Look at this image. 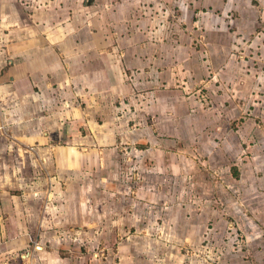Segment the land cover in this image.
I'll return each mask as SVG.
<instances>
[{"label": "crops", "instance_id": "crops-1", "mask_svg": "<svg viewBox=\"0 0 264 264\" xmlns=\"http://www.w3.org/2000/svg\"><path fill=\"white\" fill-rule=\"evenodd\" d=\"M263 99L264 0H0V264H88L71 250L77 220L93 225L88 196L70 206L78 175L106 173L104 188L119 189L127 166L118 158L129 152L134 166L175 150L183 165L194 109L216 124L226 119L217 108ZM225 132L218 157L232 183L229 135L240 138ZM46 174L61 210L45 201ZM256 207L229 198L224 214L212 210L245 239L216 264H264V198ZM115 231L125 234L93 232Z\"/></svg>", "mask_w": 264, "mask_h": 264}, {"label": "rangeland", "instance_id": "rangeland-1", "mask_svg": "<svg viewBox=\"0 0 264 264\" xmlns=\"http://www.w3.org/2000/svg\"><path fill=\"white\" fill-rule=\"evenodd\" d=\"M256 60L249 63V60H245L247 64L237 60L233 66L242 69L245 65L247 68L257 67L259 60ZM210 100L213 105L219 101ZM257 103L259 104L255 107L240 104L237 109L228 105L217 108L222 116L225 114L226 119L221 117L216 124L211 119L204 123L201 110L194 109L195 125L188 129L185 139L191 136L194 138L195 135L196 140L188 138L182 141L187 155L183 165L179 163L181 158L173 150V156L164 157L156 153V157H151V161L147 160L145 163L143 157L141 161L134 163V167L131 159L129 162V152L127 156L118 158L123 166H127V169L120 168L125 173L123 177L119 176L120 179L118 177L119 189L104 188L106 173L97 171L78 175L76 184L72 187L75 198L70 206L78 207L79 200L88 196L92 203L91 206L87 205V210L93 213V225H87L82 230L81 227L84 228L85 224L77 220L78 231L71 241V250L75 253L73 261L82 258L88 264V260L92 264H216L215 260L223 253L221 251L224 248L233 247L235 250V247H239L244 251L243 232L236 228L230 218L226 221L213 220L212 210H218L214 212L215 216L224 214L223 205L229 198L243 203L248 212L257 213L259 210L256 206L264 198V168L255 169V161H264V99ZM213 110L214 108L211 109V116L215 114ZM228 115L235 118L229 120ZM202 123L205 125L202 126ZM228 127L241 139L235 138L239 141L235 142L234 136L229 135L234 143L231 149L234 158L229 164L237 168V173L232 174V183H229V175L226 174L231 167H228V163L221 164L217 148L223 144ZM203 139L210 142L205 144ZM177 145L179 147L181 142ZM136 147L144 151L145 145L136 144ZM114 162L118 167V162ZM129 169L137 175L135 180L129 179L133 175L132 172L128 173ZM49 177L52 179V176L48 175ZM52 180L50 189L47 190L50 195L45 196V201L49 203L48 206L61 210L62 205L53 197V192L60 189L56 187L54 190ZM199 199L207 202L202 203L200 209L194 205ZM214 199L218 203L209 201ZM120 201L124 205L116 204ZM200 210L201 216H198ZM114 226L124 229L125 234L121 231L119 235H116L117 231L115 235L104 236L94 233L106 227L111 231ZM46 245L49 246V243L46 242ZM195 246H199V249Z\"/></svg>", "mask_w": 264, "mask_h": 264}]
</instances>
